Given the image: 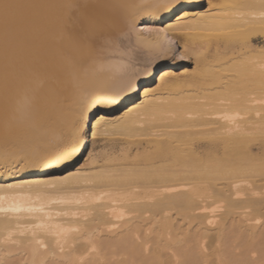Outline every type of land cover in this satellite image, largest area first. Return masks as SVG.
<instances>
[{
	"label": "bare ground",
	"instance_id": "obj_1",
	"mask_svg": "<svg viewBox=\"0 0 264 264\" xmlns=\"http://www.w3.org/2000/svg\"><path fill=\"white\" fill-rule=\"evenodd\" d=\"M0 264H264V0H0Z\"/></svg>",
	"mask_w": 264,
	"mask_h": 264
},
{
	"label": "rangeland",
	"instance_id": "obj_2",
	"mask_svg": "<svg viewBox=\"0 0 264 264\" xmlns=\"http://www.w3.org/2000/svg\"><path fill=\"white\" fill-rule=\"evenodd\" d=\"M171 48V49H170ZM154 48H151L148 50V52L146 54H144L143 56H140V58H138L137 60H135L133 62V65H132V71H131V77H138L140 74H142L144 72L145 69H147L148 67H150L153 63L156 62L157 59L161 58L162 56V53L164 54L167 53V54H170V60L169 61H180V56L177 54V51H173L175 48L173 47H168L162 52V53H158L156 51V49ZM169 50V51H168ZM153 51V52H151ZM174 52V53H173ZM189 65L188 62H185L183 63V66L184 69L182 70L181 68L176 70V73H181L183 72L184 70L188 69L189 68ZM186 68V69H185ZM160 76V75H159ZM160 81V80H159ZM159 81H155V83L151 84V86L147 89L148 91H155L157 90L158 86H159ZM51 90V89H49ZM48 96H50L51 94L48 93L47 94ZM54 95V94H52ZM51 95V96H52ZM56 95V94H55ZM52 96V103H55V102H58L57 99H58V96ZM115 143V144H114ZM117 141L116 140H111V144L113 145H117L116 144ZM110 144V143H109ZM118 144H121V143H118ZM88 145H89V149L86 153V155H84L81 160L77 163V167L80 168L84 162L97 150L98 148V143H96V141L92 138V133L89 135V138H88Z\"/></svg>",
	"mask_w": 264,
	"mask_h": 264
}]
</instances>
